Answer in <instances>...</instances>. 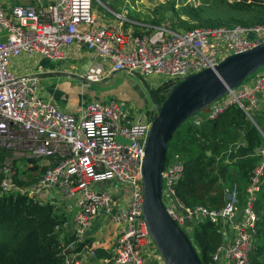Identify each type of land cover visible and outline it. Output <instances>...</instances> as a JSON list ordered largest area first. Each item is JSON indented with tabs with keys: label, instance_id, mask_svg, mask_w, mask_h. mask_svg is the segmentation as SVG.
<instances>
[{
	"label": "built area",
	"instance_id": "built-area-1",
	"mask_svg": "<svg viewBox=\"0 0 264 264\" xmlns=\"http://www.w3.org/2000/svg\"><path fill=\"white\" fill-rule=\"evenodd\" d=\"M93 1H19L9 7V14L0 2V31L4 28L7 32L5 40L0 39V197L19 194L51 203L48 191L56 189L74 198L77 210L72 239L62 242L65 264L86 263L97 255L96 247L89 246L86 239L98 215L108 217L116 226L112 248L99 264H148L143 248L153 239L142 214L141 162L155 114L143 111L132 118L113 99L107 103L91 101L78 115L65 112L38 95L36 75L11 72L9 59L39 54L61 61L74 47L84 46L92 56L102 58L82 74L85 81L102 80L103 62L109 59L106 74L139 70L146 75H162L166 81L159 88L167 89L191 73L213 67L227 55L263 42L264 23L199 26L183 31L166 23L143 24L146 29L134 33L125 29V24L135 22L121 12L112 11L116 25L101 23L92 11ZM256 72L205 107L203 115L190 118L199 126L237 104L255 124L263 143L254 149L259 162L250 173L244 194L240 195L234 183L225 188L220 208L189 206L176 193L184 160L175 154L168 164L164 162L161 173L162 201L164 194L167 213L185 233L199 217L224 228L225 243L214 250L211 264H252L258 220L255 200L264 178V127L251 114L264 96V66ZM31 159L38 167H32ZM117 182L124 185L122 193L129 192L125 204L117 203L115 192L104 188ZM237 211L240 214L232 222L230 218ZM228 222L235 230L232 240L226 235ZM63 227L66 229L68 223ZM157 253L160 263L165 264Z\"/></svg>",
	"mask_w": 264,
	"mask_h": 264
},
{
	"label": "trees",
	"instance_id": "trees-1",
	"mask_svg": "<svg viewBox=\"0 0 264 264\" xmlns=\"http://www.w3.org/2000/svg\"><path fill=\"white\" fill-rule=\"evenodd\" d=\"M215 2L224 5L223 11L230 14L231 20L238 21L227 26L256 24L252 18V24L241 21L240 13L233 12V9L256 8L264 13V0H233L231 4L227 0ZM162 98L160 96L158 101ZM233 129L242 133V140L229 147L227 133ZM262 143L260 132L237 104L229 105L216 118L205 120L199 126L188 118L168 142V149L170 147L184 157V173L176 187L178 197L189 206L199 204L209 209L220 208L224 203V184L229 179L230 162L237 168L238 179L234 177V182L243 195L250 173L259 162L254 149ZM47 202L41 203L19 194L0 197V264H65L61 255L62 242L72 239L63 227L67 217ZM255 210L258 214L257 245L250 258L252 264H264V178L257 192ZM260 211L263 212L259 215ZM192 230L193 247L203 264H211V255L224 238L219 225L209 220L196 221Z\"/></svg>",
	"mask_w": 264,
	"mask_h": 264
},
{
	"label": "rangeland",
	"instance_id": "rangeland-1",
	"mask_svg": "<svg viewBox=\"0 0 264 264\" xmlns=\"http://www.w3.org/2000/svg\"><path fill=\"white\" fill-rule=\"evenodd\" d=\"M19 1H30V0H0V2H3L4 8L9 14V7L13 6L14 4L18 3ZM101 1V2H99ZM227 3L231 4L233 3V0H227ZM225 4V3H224ZM226 5V4H225ZM232 8V7H231ZM224 5L220 6L217 5L215 0H94L92 3V11L95 12L100 18L106 19V18H114L115 16L112 11L115 12H121L126 15L129 19H131L132 22L138 23L139 25L146 23L151 25H160V24H168V26L171 29L177 30V31H183L189 28L193 27H199V26H212L217 24L227 26L232 23H237L238 21L231 20V16L228 12L223 11ZM233 12L240 13L239 18L241 21H246L250 24H252L251 18L256 22V24H262L264 23V13H261L256 8H250L248 10H237L233 9ZM262 21V22H260ZM247 24V25H250ZM126 26H133V27H140L137 24L134 23H126ZM235 25V24H234ZM143 26V25H141ZM144 27V26H143ZM6 30L3 28L0 31V39L3 41L6 38ZM87 53H90L88 50H86ZM23 55V54H22ZM19 56L15 59L11 57L9 59L10 64L8 66V69L11 72L17 73V74H28V73H36V70L30 71L31 67H36L38 65H42L45 69H56L58 67V64H64L62 62H57L53 60H48L44 58L41 55H27L25 54L27 60L26 63L23 64V59H21V56ZM14 60H13V59ZM91 65H93L95 62H101V57H93L91 56ZM27 62L29 64H27ZM70 63V62H69ZM75 64L79 66L81 70H83V67L79 65L77 61H74ZM65 65V64H64ZM111 62L109 59H106L103 62L104 67V75L102 82H87L82 78V74L80 75V78L78 79L73 78L72 85L69 86L68 90L65 92L66 96L63 97L67 100V102H72L76 107L81 110L80 104H84L82 107H86V105L91 102L95 101L96 99H100L101 102L107 103L109 100L113 99L116 101L121 108L128 112L132 118H135L138 116V113L147 111L152 112L155 114L152 106L148 103L146 99L140 98L138 99V95L131 94V91H137L135 88L136 85H140V81L136 78L135 75L128 73L127 71H119L114 72L110 74H106L107 69L110 67ZM86 70V69H85ZM261 68L257 70L256 73L260 72ZM29 71V72H28ZM136 74H138L142 80L147 82V84L154 88H159L160 86H163V83L166 81V78L162 75H146L142 73L141 71L137 70L135 71ZM30 75V74H28ZM123 75L122 77H120ZM38 77L41 78V82L39 83V87L42 86L47 89V84L55 83L58 80H56V77L51 76H45L38 74ZM252 74L250 77L247 78V81L249 78H252ZM89 86L86 88L82 86L85 82ZM101 81V80H100ZM246 81V80H245ZM140 83V84H139ZM81 86V87H80ZM46 91H44L45 93ZM91 92L95 93V96L91 98ZM103 93L104 95L111 96L109 99L102 97L100 93ZM108 93V94H107ZM260 97L263 96V94L259 93ZM206 111V108L196 112L195 116L203 115ZM251 114L253 115L254 119L262 125L263 117H264V100L260 99L258 103V109L257 110H251ZM193 116V115H192ZM191 116V117H192ZM189 117V120L190 118ZM251 122V121H250ZM252 123V122H251ZM253 124V123H252ZM230 137V142L228 144L229 147H232L234 145H237L241 142V132L233 129L232 132L230 130L229 133H227ZM175 154L181 159L184 160V157L182 154L174 152L169 147L167 151L166 161L165 164H168L172 158H174ZM210 154V153H208ZM229 179L224 184V190L228 186L233 185L235 180L234 177H238V172L236 166L230 162L229 164ZM23 174L26 173V171H22ZM238 179V178H237ZM237 184V183H236ZM104 188L109 189L111 192H115V195L118 196L116 199V202L119 204H125L124 199L129 196L128 190L125 191V193H122V189L124 188V185L120 182H117L115 186L107 184L104 186ZM51 199V195L48 197V200ZM46 200V199H45ZM163 201L165 204L168 203V198L164 196L163 194ZM48 203V202H47ZM54 206V209L58 212H62L61 210L64 207H68L70 205H74V199H64L63 194L59 193L56 195L55 199L53 200V203H51ZM243 204L240 206V208H243ZM73 208H67L64 210L65 216H71L73 213ZM263 211L258 212L259 215ZM244 219V216L240 217L239 222H241ZM104 222H110V219L108 217L101 219L100 223ZM226 228V235L229 237L230 240L234 238L235 230L233 229V226L231 223H227L225 225ZM219 230H222V227L219 226ZM187 235L190 239H192L194 243V237H193V230L192 229H185ZM153 242L151 241V244L148 246H145L143 248V254L144 258L147 261L148 264H161L160 263V257L157 253V250L155 246H153ZM254 245L255 244L254 241ZM264 255V252H263Z\"/></svg>",
	"mask_w": 264,
	"mask_h": 264
},
{
	"label": "water",
	"instance_id": "water-1",
	"mask_svg": "<svg viewBox=\"0 0 264 264\" xmlns=\"http://www.w3.org/2000/svg\"><path fill=\"white\" fill-rule=\"evenodd\" d=\"M262 66L264 41L246 51L227 55L213 67L191 73L171 83L162 93L161 101L156 99L147 82L131 72L140 81L139 84L146 91L155 111L141 162L144 195L142 214L165 264H203L191 239L170 217L162 201L161 173L168 142L185 120L221 98ZM253 125L255 126L254 123ZM239 214L240 211H237L230 220L234 222ZM198 221H201L200 217ZM221 232L224 234L223 227ZM225 240L226 238L222 244Z\"/></svg>",
	"mask_w": 264,
	"mask_h": 264
},
{
	"label": "crops",
	"instance_id": "crops-1",
	"mask_svg": "<svg viewBox=\"0 0 264 264\" xmlns=\"http://www.w3.org/2000/svg\"><path fill=\"white\" fill-rule=\"evenodd\" d=\"M94 15L97 17V19L101 22L104 23L106 25H116V21L114 18H100L95 12ZM137 25H139L138 23H135ZM146 25V23H144ZM143 25V24H141ZM140 27H133V26H126L125 25V29L131 30L134 33H139L140 31L146 29V27L141 26ZM148 27H151L153 25L151 24H147ZM22 55V54H21ZM27 55H32V54H26ZM38 55V54H36ZM20 56V55H19ZM19 56H17V60L19 59ZM25 54H23L21 56V59H23V64L26 63V58ZM91 54L86 52V49L84 48V46H76L73 49H71L67 55L66 58L64 60L61 61H57V62H66L64 64H58V67L55 69H45L41 64L36 66V67H31L32 69L30 71L36 70V72L40 75H45V76H51V77H56V80H58L57 82H53L51 84H47V89L45 87L42 88L39 87V83L41 82V78L38 77V74L34 73H28L30 75H36L37 76V93L38 95L45 99V100H51L53 101L61 110L65 111V112H69L72 114H80L85 108L82 107L84 104H80V107L82 108L81 110H79L78 107H76L72 102H67L66 99H64L63 97L66 96V91L68 90L69 86L72 85V80H74L73 78H80V75L85 73V71L88 69V67L91 65ZM95 58V56H93ZM14 59L16 57H13ZM12 58V59H13ZM13 59V60H14ZM74 61H77L79 63V65L81 67H83V70H81L79 68V66L77 64L74 63ZM70 62V63H69ZM10 64V61H9ZM27 64H29L27 62ZM25 65V64H24ZM86 69V70H85ZM29 72V71H28ZM119 72V71H117ZM74 75H77L76 77ZM123 75H121L120 77H122ZM104 80L101 81H97V82H102ZM85 82V81H84ZM83 87H87L89 86V83L87 84L86 82L84 84H82ZM81 87V86H80ZM44 91H46L44 93ZM108 94V93H107ZM100 95L102 97H105L107 99H109V97L111 96H106L104 95L102 92L100 93ZM95 96L94 92H91V98ZM264 100V96L263 99ZM94 101V100H93ZM95 101H100V99H96ZM264 120V117H263ZM30 162L33 163L32 167H38V165L36 164L35 160H30ZM38 172V170H37ZM59 193L57 192L56 189H50L48 191V196L47 198L51 195V203H53L52 201L55 199L56 195H58ZM64 199H71L73 197L67 198L63 195ZM74 199V198H73ZM75 202V201H74ZM73 208L74 211L71 214V216H67L66 219V223H68V227L64 230L67 234L71 235V231H72V226H73V216L77 210L75 204L74 205H70L68 207H64L61 211L62 212H58V213H63L64 214V210H66L67 208ZM101 221V216L98 215V218H96V220L94 221L93 225L90 227L88 235H87V239L86 242L89 244V246L92 247H96V253L97 255L95 257H92L91 259H89L88 262H84L82 264H99V259L103 256H107L108 252L111 250L112 248V237L114 232L116 231V226L115 224L110 221V222H104L103 224L100 223ZM100 253V254H99ZM104 255H101L103 254Z\"/></svg>",
	"mask_w": 264,
	"mask_h": 264
},
{
	"label": "flooded vegetation",
	"instance_id": "flooded-vegetation-1",
	"mask_svg": "<svg viewBox=\"0 0 264 264\" xmlns=\"http://www.w3.org/2000/svg\"><path fill=\"white\" fill-rule=\"evenodd\" d=\"M135 88L137 89V91H131V94L134 95H138V99L140 100V98L142 99H146L148 101V103L151 105L147 93L146 91L140 86V85H136ZM150 88L153 92V94L155 95L156 99L158 100L160 98V96L162 95V93L164 92L165 88H154L150 85ZM152 106V105H151Z\"/></svg>",
	"mask_w": 264,
	"mask_h": 264
}]
</instances>
